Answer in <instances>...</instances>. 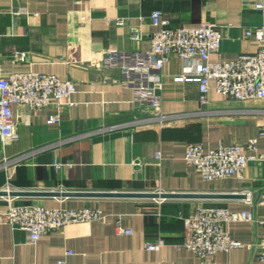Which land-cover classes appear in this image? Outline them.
I'll return each instance as SVG.
<instances>
[{
	"label": "crops",
	"instance_id": "obj_1",
	"mask_svg": "<svg viewBox=\"0 0 264 264\" xmlns=\"http://www.w3.org/2000/svg\"><path fill=\"white\" fill-rule=\"evenodd\" d=\"M264 0H0V79L43 72L76 82L72 105L28 111L15 105V141L0 137V190L58 191L16 197L18 204L48 208H95L99 221L68 224L31 242L27 232L0 222V264H203L183 246L184 219L198 206L264 215V99L240 101L211 83L200 100L195 74L183 76L190 61L173 56L151 81L162 83L158 110L134 102V90L118 69H105L106 51L151 48L152 11L162 10L171 28L204 22L222 26L223 41L212 61H229L257 49L247 29L264 25ZM122 19V24L116 23ZM130 25L144 38L131 40ZM157 115L164 120L155 119ZM50 116H57L51 122ZM152 118V120H148ZM257 141L243 177L208 181L185 162L189 144L205 150L221 144ZM160 153V156H158ZM246 191L253 193L246 201ZM65 192H157L177 197L67 195ZM236 194L237 197L189 195ZM0 196V213L7 206ZM133 230L121 234L118 227ZM242 246L218 252L207 264H264V224L225 225ZM163 240L158 250L146 243Z\"/></svg>",
	"mask_w": 264,
	"mask_h": 264
},
{
	"label": "built area",
	"instance_id": "obj_2",
	"mask_svg": "<svg viewBox=\"0 0 264 264\" xmlns=\"http://www.w3.org/2000/svg\"><path fill=\"white\" fill-rule=\"evenodd\" d=\"M256 8L264 9V2L256 3ZM152 24L157 28L150 34L151 48L146 51H106L101 57L105 69H118L121 82L134 90V102L147 104L158 110L161 104L160 81H151L153 71H161L173 56L193 64L186 66L183 76L195 74L198 79L200 100L208 101L211 83L215 82L218 93L230 99L246 101L264 99V25L247 29L245 35L253 38L257 49L241 53L229 61H212L211 55L218 53L224 38L222 26L204 22L198 26L171 28L162 10L150 14ZM122 19L116 23L121 25ZM131 40L139 43L145 34L139 25H130ZM77 91L76 82L61 79L58 75L43 72L14 73L0 79V137L3 142L15 141L17 134V113L15 105H22L28 111L39 110L54 105L64 108L72 105L71 97ZM161 119L162 116L152 117ZM152 118L148 120H152ZM57 122V116H50ZM257 148V141L246 143L221 144L218 148L205 150L200 143L189 144L184 156L188 165L195 166L208 181L243 177L248 162L257 159L248 155ZM160 156V153H158ZM259 159H264L260 155ZM246 201L252 202L253 193L246 191ZM16 197H7L8 206L0 213V222H7L14 229L28 234L31 242L38 241L42 235L68 224L99 221L102 212L95 208L60 209L48 208L35 203L18 204ZM264 203V188L260 193ZM232 221H254L264 224V215L259 217L252 211H231L219 205H201L184 219L183 246L192 250L207 264L218 252H229L242 246V242L231 237L225 225ZM121 234H132L133 230L118 227ZM163 240L146 243L148 250H158ZM264 245V242L262 243Z\"/></svg>",
	"mask_w": 264,
	"mask_h": 264
},
{
	"label": "water",
	"instance_id": "obj_3",
	"mask_svg": "<svg viewBox=\"0 0 264 264\" xmlns=\"http://www.w3.org/2000/svg\"><path fill=\"white\" fill-rule=\"evenodd\" d=\"M56 195L59 194L58 191H46V192H38V191H6L0 190V196H11V197H19V196H27V195ZM63 194L67 195H85V196H118V197H177L179 195L170 194V193H157V192H65ZM191 197H215V198H231L237 197L236 194H215V195H189Z\"/></svg>",
	"mask_w": 264,
	"mask_h": 264
}]
</instances>
